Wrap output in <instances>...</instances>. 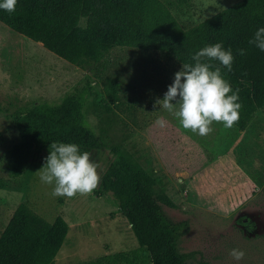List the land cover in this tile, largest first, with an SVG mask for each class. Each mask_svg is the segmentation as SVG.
<instances>
[{"label": "rangeland", "instance_id": "374dc122", "mask_svg": "<svg viewBox=\"0 0 264 264\" xmlns=\"http://www.w3.org/2000/svg\"><path fill=\"white\" fill-rule=\"evenodd\" d=\"M179 24L191 28L240 0H160ZM0 55V218L4 222L19 203L44 204L71 224L55 257L56 264H86L122 253L117 264H150L138 247L112 195L100 190L74 197L54 196L53 186L36 174L43 164L14 179L6 151L18 141L16 115L24 105L59 103L90 84L85 114L105 144L91 152L102 177L112 161L109 151L122 147L152 178L164 214L186 223L179 250L190 263L264 264V115H255L238 131L214 122L199 136L185 130L162 100L182 68L161 55L134 48H114L100 63L75 67L25 37L2 26ZM1 39V37H0ZM3 54V55H2ZM162 119L164 126L157 124ZM57 215V216H58ZM242 221V223L240 222ZM232 248L245 252L237 262Z\"/></svg>", "mask_w": 264, "mask_h": 264}, {"label": "trees", "instance_id": "16d2710c", "mask_svg": "<svg viewBox=\"0 0 264 264\" xmlns=\"http://www.w3.org/2000/svg\"><path fill=\"white\" fill-rule=\"evenodd\" d=\"M0 23L75 67L100 63L112 49L126 47L157 53L182 68L201 48L222 42L235 56L230 72L221 69L239 92L241 109L233 126L243 132L256 114L264 115V52L248 44L256 29L264 27V0H240L188 29L160 0H18L14 12L0 10ZM239 49L246 54L239 55ZM90 89V84L75 89L56 104L40 102L20 108L16 113L19 139L4 158L11 166V177L43 164L52 142L76 143L90 153L105 148L86 118ZM109 151L112 161L100 190L112 195L149 263L192 264L191 255L179 250L186 223L167 218L160 203L169 206V202L156 195L151 176L122 147ZM26 223L19 214L8 221L0 236V264H55L68 232L64 218L54 219L41 245L25 234ZM119 260L127 261V257L119 253L87 264Z\"/></svg>", "mask_w": 264, "mask_h": 264}, {"label": "clouds", "instance_id": "9594fccd", "mask_svg": "<svg viewBox=\"0 0 264 264\" xmlns=\"http://www.w3.org/2000/svg\"><path fill=\"white\" fill-rule=\"evenodd\" d=\"M18 0H0V10L14 12ZM248 44L264 52V27H258ZM246 54L245 49L237 50ZM235 56L231 47L225 48L222 42L206 45L191 57V63H183L182 69L175 73L172 84L168 86L158 105L178 118L185 130L199 136L213 131L214 122H222L231 128L239 120L241 104L239 92L233 90L230 82L224 78L222 68L229 72ZM218 61L213 65L210 61ZM166 122L157 120L164 126ZM99 165L89 151H82L79 144L52 142L42 168L36 172L42 183L53 186L54 196L74 197L91 193L97 188L101 176ZM229 255L237 262L245 252L232 248Z\"/></svg>", "mask_w": 264, "mask_h": 264}, {"label": "crops", "instance_id": "0c3cea01", "mask_svg": "<svg viewBox=\"0 0 264 264\" xmlns=\"http://www.w3.org/2000/svg\"><path fill=\"white\" fill-rule=\"evenodd\" d=\"M2 26H4V25L0 23V37H1L0 40L3 39V35H4V32L1 29V28H3ZM2 51H3V41H2V43H0V55H1ZM2 60L3 59H1V61H0L1 67H3L2 66V62H3ZM32 172L33 171L26 169L22 173L18 174L14 179L24 177L26 175H27V179H31V176L33 175ZM23 204L26 205V209L20 208ZM38 205L39 206L34 208L27 201H25L23 203H19L17 205V207L15 208V210L13 211V213L10 215V217L5 222L3 220H1V218H0V236H1L2 232L4 231L8 221L10 220V218L15 214H19V215L23 216L27 222L25 230H24L25 234L31 240L36 242L38 245H41L45 239V236L47 234L49 227L52 225L54 219L57 217L58 214L53 212V209L49 206H46V205L40 204V203ZM62 217L64 218V220L66 221V223L68 225V232H67V235H68L69 230L72 228V226L64 216H62ZM66 238H67V236H66ZM66 238H65V240H66ZM90 262H93V261H89L87 263H90ZM55 264H56V261H55Z\"/></svg>", "mask_w": 264, "mask_h": 264}]
</instances>
